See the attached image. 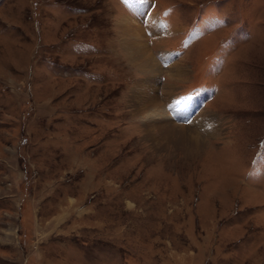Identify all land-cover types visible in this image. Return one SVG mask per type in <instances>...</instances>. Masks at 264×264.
Masks as SVG:
<instances>
[{
	"label": "rangeland",
	"instance_id": "rangeland-1",
	"mask_svg": "<svg viewBox=\"0 0 264 264\" xmlns=\"http://www.w3.org/2000/svg\"><path fill=\"white\" fill-rule=\"evenodd\" d=\"M0 264H264V0H0Z\"/></svg>",
	"mask_w": 264,
	"mask_h": 264
},
{
	"label": "bare ground",
	"instance_id": "bare-ground-1",
	"mask_svg": "<svg viewBox=\"0 0 264 264\" xmlns=\"http://www.w3.org/2000/svg\"><path fill=\"white\" fill-rule=\"evenodd\" d=\"M127 20H131V19H126V23H128ZM132 21V20H131ZM134 22V21H133ZM132 22V23H133ZM131 23V22H130ZM137 23V22H135ZM129 25V24H128ZM129 28V27H128ZM127 28V29H128ZM132 29V27H131ZM129 50V49H128ZM132 52L129 51V55H130V58L133 60H136V57H137V52H135L132 48H131ZM135 50H138V49H135ZM144 52V51H143ZM140 58V57H139ZM143 58V57H142ZM137 61V60H136ZM135 61V62H136ZM136 64V63H135ZM143 67H146V65H149L148 63H146V59L144 60V63H142ZM145 69V68H144ZM180 70V69H179ZM154 96V95H153ZM149 98V97H148ZM154 99V98H153ZM191 100V99H190ZM193 100V99H192ZM189 101V100H188ZM149 102V101H148ZM152 102V100L150 101ZM191 103L192 102H187L186 101V105L181 107V110L180 112H178L179 114L178 115H181L180 117H184L185 115H187V112L189 111H192V107H191ZM195 103V102H194ZM183 105V104H182ZM181 104H178V108L180 106H182ZM147 106V105H145ZM186 112V113H185ZM176 115V114H175ZM188 116V115H187ZM189 117V116H188ZM178 120H180V118H177ZM183 119V118H181ZM198 117H196L195 121H197ZM175 123V122H174ZM173 123V124H174ZM167 125V124H166ZM176 125V124H175ZM174 125V126H175ZM178 126V124L176 125ZM187 127L183 126V127H176V128H173L171 130H165L164 129H159L158 127V131H160V135H163V136H168L171 138V140H173L177 146H180V147H185L186 150V153L187 154H192V155H195L197 154L201 149V147L203 146V143L204 141L202 140L201 137H199V135H197L196 133H191L186 131ZM177 137V138H176ZM169 138V139H170ZM172 141V142H173Z\"/></svg>",
	"mask_w": 264,
	"mask_h": 264
},
{
	"label": "snow or ice",
	"instance_id": "snow-or-ice-1",
	"mask_svg": "<svg viewBox=\"0 0 264 264\" xmlns=\"http://www.w3.org/2000/svg\"><path fill=\"white\" fill-rule=\"evenodd\" d=\"M147 2V0H141V3H146Z\"/></svg>",
	"mask_w": 264,
	"mask_h": 264
}]
</instances>
